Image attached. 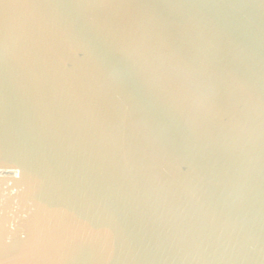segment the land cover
<instances>
[{"label": "water", "instance_id": "95a60500", "mask_svg": "<svg viewBox=\"0 0 264 264\" xmlns=\"http://www.w3.org/2000/svg\"><path fill=\"white\" fill-rule=\"evenodd\" d=\"M0 264H264V0H0Z\"/></svg>", "mask_w": 264, "mask_h": 264}]
</instances>
